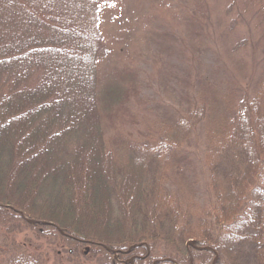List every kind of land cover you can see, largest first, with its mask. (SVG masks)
Returning <instances> with one entry per match:
<instances>
[{"label": "trees", "instance_id": "trees-1", "mask_svg": "<svg viewBox=\"0 0 264 264\" xmlns=\"http://www.w3.org/2000/svg\"><path fill=\"white\" fill-rule=\"evenodd\" d=\"M102 1L0 0V264H45L40 241L89 264H264V81L251 94L226 68L223 106L198 91L137 140V72L119 93L95 70ZM204 120L211 189L199 195L215 199L190 204L182 146Z\"/></svg>", "mask_w": 264, "mask_h": 264}, {"label": "rangeland", "instance_id": "rangeland-1", "mask_svg": "<svg viewBox=\"0 0 264 264\" xmlns=\"http://www.w3.org/2000/svg\"><path fill=\"white\" fill-rule=\"evenodd\" d=\"M102 3L101 11L90 16L95 21L100 20L99 28L107 49L95 70L104 85L120 88L119 93L131 85L130 72H137L142 98L139 101L132 98L134 107L131 106L136 116L131 131H135L137 140L143 138L140 132H150V127H155L158 120L173 123L184 112L183 103L189 102L193 107L200 104L202 98L196 95L198 91L203 97L207 95V102H212L211 89L223 106L224 101L230 99L226 81L221 82L226 68L235 74L234 80L242 84L244 90L245 87L251 89V94L264 81V0H103ZM241 39H246L245 43H240ZM183 92L191 100L182 96ZM235 99L237 103L239 98ZM111 102L108 97L101 104L103 113ZM205 106L206 116L211 114L217 119L222 114L220 107L211 109L208 103ZM206 126L207 120L202 121L190 136L192 142L182 146L189 152L193 168L183 177L186 188L180 185V179H175L180 190L190 198V204L215 199L214 193L208 195L209 191L205 200L199 195L211 187L204 159ZM140 160L142 158L137 160L138 164ZM150 160L147 164L154 171L156 162ZM136 166L135 163L132 172H136ZM192 180L196 183L194 189L189 186ZM2 239L0 237L1 243ZM40 243L46 256L45 264H89L79 255L69 257L63 252L61 256L62 250L58 259L51 245ZM202 243L205 242L186 241L187 246ZM163 247L160 244L159 252ZM81 248L91 253L86 251L85 245ZM212 264L217 261L213 259Z\"/></svg>", "mask_w": 264, "mask_h": 264}, {"label": "water", "instance_id": "water-1", "mask_svg": "<svg viewBox=\"0 0 264 264\" xmlns=\"http://www.w3.org/2000/svg\"><path fill=\"white\" fill-rule=\"evenodd\" d=\"M193 242V241H192Z\"/></svg>", "mask_w": 264, "mask_h": 264}]
</instances>
